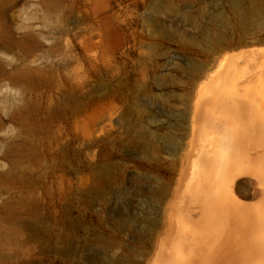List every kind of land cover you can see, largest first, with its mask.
Here are the masks:
<instances>
[{
    "label": "bare ground",
    "instance_id": "6f19581e",
    "mask_svg": "<svg viewBox=\"0 0 264 264\" xmlns=\"http://www.w3.org/2000/svg\"><path fill=\"white\" fill-rule=\"evenodd\" d=\"M193 1L194 14L192 0L179 1L185 14L173 0L132 4L155 29L128 18L110 51L121 81L108 109L87 121L77 214L71 226L62 217L51 250L61 264H264V0H224L225 10ZM177 14L206 27L166 32ZM85 234L91 248L79 244ZM123 235L122 256H110Z\"/></svg>",
    "mask_w": 264,
    "mask_h": 264
},
{
    "label": "rangeland",
    "instance_id": "374dc122",
    "mask_svg": "<svg viewBox=\"0 0 264 264\" xmlns=\"http://www.w3.org/2000/svg\"><path fill=\"white\" fill-rule=\"evenodd\" d=\"M134 1L0 0V264H61L52 251L62 217L71 226L77 214L74 170L91 160L83 135L91 117L111 105L109 92L121 81V74L113 76L111 52L129 29L124 20L135 19L132 28L155 29L137 18ZM179 1L173 3L185 14ZM216 3L226 9L224 0ZM192 5L188 12L194 14L199 6ZM205 7L212 8L210 1ZM181 16L163 29L192 33L206 27L197 19L189 26ZM150 131L155 141L154 125ZM80 214L90 227L91 210L82 206ZM70 236L72 243L76 235ZM128 236L110 256H122ZM91 239L85 234L79 244L91 248Z\"/></svg>",
    "mask_w": 264,
    "mask_h": 264
}]
</instances>
